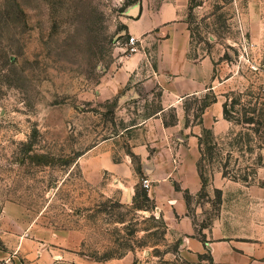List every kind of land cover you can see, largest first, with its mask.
Here are the masks:
<instances>
[{
    "label": "rangeland",
    "instance_id": "1",
    "mask_svg": "<svg viewBox=\"0 0 264 264\" xmlns=\"http://www.w3.org/2000/svg\"><path fill=\"white\" fill-rule=\"evenodd\" d=\"M206 2L209 19L190 18L193 42L219 59L222 74H237L226 86L235 125L215 145L206 142L213 149L201 171L204 182L218 169L244 180L264 164V76L239 59L246 46L253 57L250 42L240 54L237 45L213 40L233 35L231 6L245 0ZM124 15L121 0H0V219L8 211L24 224L75 231L81 255L97 261L134 253L145 264H169L173 239L146 215L143 190L128 200L116 185H91L78 163L135 112L120 95L103 93L119 43L129 38Z\"/></svg>",
    "mask_w": 264,
    "mask_h": 264
},
{
    "label": "crops",
    "instance_id": "2",
    "mask_svg": "<svg viewBox=\"0 0 264 264\" xmlns=\"http://www.w3.org/2000/svg\"><path fill=\"white\" fill-rule=\"evenodd\" d=\"M121 1L122 23L138 49L130 53L127 40L119 43L118 65L103 93L120 95L135 112L81 155L84 180L116 185L128 200L138 188L146 192V215L159 219L174 242L165 253L169 264H264V164L244 180L218 169L209 182L199 167L202 131L218 140L235 125L224 108L237 72L222 74L219 59L192 37L190 18L209 19L213 6L206 0ZM231 7L233 35L213 40L237 45L239 53L250 42L253 58L264 61V0ZM141 178L152 182L149 190ZM22 219L8 211L1 216L0 264H145L134 253L102 261L82 256L75 231L63 235Z\"/></svg>",
    "mask_w": 264,
    "mask_h": 264
},
{
    "label": "built area",
    "instance_id": "3",
    "mask_svg": "<svg viewBox=\"0 0 264 264\" xmlns=\"http://www.w3.org/2000/svg\"><path fill=\"white\" fill-rule=\"evenodd\" d=\"M127 44H128L127 46L128 52L134 53L137 51L138 45H137V39L135 37L129 36V38L127 39ZM249 48L250 46L244 47L243 53L240 55L239 58L245 60L248 63L249 69L252 72L264 76V62L260 63L254 60L251 54L249 53ZM140 183L145 190H149L152 187V182L148 178H141Z\"/></svg>",
    "mask_w": 264,
    "mask_h": 264
},
{
    "label": "trees",
    "instance_id": "4",
    "mask_svg": "<svg viewBox=\"0 0 264 264\" xmlns=\"http://www.w3.org/2000/svg\"><path fill=\"white\" fill-rule=\"evenodd\" d=\"M232 107V106H231ZM224 115H225V117L228 119V120H231V116H230V114H229V111H228V109L226 108V106H225V108H224ZM231 121H233V120H231ZM250 121H251V119H250ZM249 121V119L248 120H246L245 121V123H251ZM210 138V139H209ZM209 139V140H208ZM210 140L211 141H213V145H215L216 144V142H214L215 141V137H213V134H212V132L210 131V130H203L202 131V135H201V137L199 138V145H200V152H201V159H200V162H199V167H200V169H201V166H200V164H201V162L203 161V159H204V155H205V150L207 149V150H212L213 148H212V146H210V148L209 147H207L206 146V142H210ZM214 147V146H213ZM212 153V152H211ZM224 168V167H223ZM223 176H229V177H231L232 179H243L242 177H237L233 172H230V171H223ZM145 200H147L148 201V197H147V195H146V192H142L141 194H140Z\"/></svg>",
    "mask_w": 264,
    "mask_h": 264
}]
</instances>
